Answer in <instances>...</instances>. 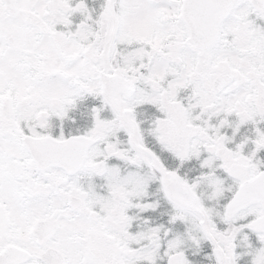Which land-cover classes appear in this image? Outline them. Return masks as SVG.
Masks as SVG:
<instances>
[{
    "label": "snow or ice",
    "instance_id": "obj_1",
    "mask_svg": "<svg viewBox=\"0 0 264 264\" xmlns=\"http://www.w3.org/2000/svg\"><path fill=\"white\" fill-rule=\"evenodd\" d=\"M0 264H264V0H0Z\"/></svg>",
    "mask_w": 264,
    "mask_h": 264
},
{
    "label": "flooded vegetation",
    "instance_id": "obj_2",
    "mask_svg": "<svg viewBox=\"0 0 264 264\" xmlns=\"http://www.w3.org/2000/svg\"><path fill=\"white\" fill-rule=\"evenodd\" d=\"M89 3L92 7H95L97 10H99V6L102 3V0H89ZM149 215V214H146ZM157 222H160L159 220H157Z\"/></svg>",
    "mask_w": 264,
    "mask_h": 264
}]
</instances>
